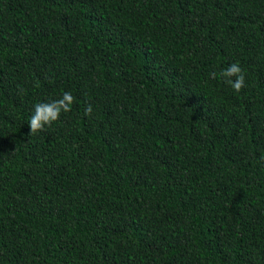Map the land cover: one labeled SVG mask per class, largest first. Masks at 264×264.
I'll return each mask as SVG.
<instances>
[{"label": "trees", "instance_id": "1", "mask_svg": "<svg viewBox=\"0 0 264 264\" xmlns=\"http://www.w3.org/2000/svg\"><path fill=\"white\" fill-rule=\"evenodd\" d=\"M0 264H264V0H0Z\"/></svg>", "mask_w": 264, "mask_h": 264}, {"label": "clouds", "instance_id": "2", "mask_svg": "<svg viewBox=\"0 0 264 264\" xmlns=\"http://www.w3.org/2000/svg\"><path fill=\"white\" fill-rule=\"evenodd\" d=\"M211 78H216L217 73L212 72ZM219 76L224 78L225 81L237 93L240 92L245 86V74L239 63H232L226 69L219 73ZM235 77V79H231ZM75 98L71 92H64L62 97L54 100L50 103H37L34 105V112L29 119V128L31 134H36L45 130L46 126H50L52 123L60 118L62 112L67 113L71 111V106L74 103ZM92 112L91 105L85 108V115H90Z\"/></svg>", "mask_w": 264, "mask_h": 264}]
</instances>
